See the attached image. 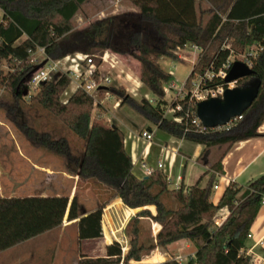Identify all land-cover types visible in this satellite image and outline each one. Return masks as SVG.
Here are the masks:
<instances>
[{
	"label": "trees",
	"instance_id": "trees-1",
	"mask_svg": "<svg viewBox=\"0 0 264 264\" xmlns=\"http://www.w3.org/2000/svg\"><path fill=\"white\" fill-rule=\"evenodd\" d=\"M127 1L137 13L109 16L75 30L72 19L86 0H0V60L12 66L7 75L0 74V90H6L13 103L7 113L10 116L19 107L24 82L34 69L29 57L37 49H43L45 57L53 61L75 54L93 55L96 65L108 50L129 54L138 64L132 68L139 82L153 101L137 103L123 89L109 91L121 100L120 105H127L157 130L202 146L198 158L202 162L219 151L203 175L209 174L206 184L199 185L202 176L189 187L172 188L158 171L142 178L132 174L131 157L119 127L107 125L100 114L92 115L94 107L103 108L94 106L81 88L62 101L71 80L68 74L57 73L40 83L32 101L82 142L80 152L72 153L62 137L53 138L24 121L13 122L30 143L63 158L71 175L98 184L109 197L85 216L74 198L69 203L66 197H0V252L60 227L66 217L69 222L75 220L83 251L95 256L80 254L76 264H142L151 252L166 251L178 241L195 247L194 256L184 264H251V257L244 253L245 241L264 197V174L246 185L230 182L215 205L211 196L216 175L222 174L223 156L234 143L257 137L264 120V0H211L206 18L198 15L195 0ZM229 40L232 43L227 49L223 46ZM185 45L202 50L185 85L210 66L217 72L231 53L256 47L255 55L248 57L253 75L237 80L236 88H245L255 78L257 95L228 131H195L185 119L188 98L180 102L182 110L176 113L182 118L180 123L164 117V88L172 78L159 60L175 59ZM222 83L214 78L212 84ZM114 199H120L132 213L140 209L124 229L128 238L125 251L116 241L106 244L102 235L103 209ZM148 206L155 208L154 215L145 209ZM222 211L227 215L217 225L216 217ZM144 222L160 226L155 237H143ZM159 264L181 263L169 259Z\"/></svg>",
	"mask_w": 264,
	"mask_h": 264
},
{
	"label": "rangeland",
	"instance_id": "rangeland-1",
	"mask_svg": "<svg viewBox=\"0 0 264 264\" xmlns=\"http://www.w3.org/2000/svg\"><path fill=\"white\" fill-rule=\"evenodd\" d=\"M109 1L110 0H86L80 11L72 19V25L75 30L84 29L90 23L109 16L123 13H133L129 11L131 7L127 0ZM1 16L2 13L0 11V19ZM255 51L256 47L252 46L246 48L242 53H238L236 57L241 60V57ZM105 53L114 57L115 60L120 63L115 70H110L107 66L102 65L101 73L111 80L112 87H114V89H123V91H125V93H127L137 103H139L142 99L152 102L153 100L142 84L139 86V89L135 91L136 95H133V93H129L125 90L133 89V80L137 78L133 68H136L138 64L132 56L129 54L116 55L113 54L111 50H108ZM133 53L135 54L136 52ZM88 56L93 57V55ZM69 57L73 58V55ZM197 57L198 54L194 51V49L191 47H185V49L177 51L175 59L161 58L159 60L160 67L166 73H171L172 78V81L165 87V89L168 90L167 93L164 92V101H166L165 111H167L173 103L179 102V90H181L182 96L189 92L191 88L189 84L190 80L196 79L199 73L193 75L188 80L184 90H182V86L190 76L193 66L197 61ZM49 61L53 60L46 58L45 55L38 50H36L29 57V63L32 67H34L33 71L43 67L46 69L48 67L47 62ZM61 63L62 64L59 65V73H65V69L69 66L70 60H64ZM11 70L12 66L7 61L0 60L1 75H7ZM124 74L130 76V78L126 77L124 79ZM123 80L126 81L125 86H123ZM28 82L29 76L24 82V87L21 91L19 107L18 109L16 108L10 116L7 113V108L13 103L10 99L9 93L4 89L0 90V122L7 126L13 136L12 140L9 138L7 142L1 141L0 153L7 152L11 155V158H6L7 156L4 157L6 159L3 161L5 168L3 170L4 176L2 181L5 186L10 189L13 188L18 194H21L24 189H31L33 192L37 189L32 183H26L27 176H30V168L23 166L24 164L22 160L18 157L19 151L28 153L23 147L26 138L17 129L13 120L18 123L24 121L28 126L35 128L39 132H47L53 138L62 137L66 139L72 153L78 154L82 147V142L78 141L73 133L65 129L64 126L48 112L36 106V104L32 101V96L37 93L38 89H33ZM256 84L257 81L255 78H252L249 81V85L251 87H255ZM70 85L67 90L71 89ZM145 95H147L148 99L145 98ZM116 98L118 97L111 93V99L109 101H105L104 104H101L103 109L94 107L92 109V115L100 114V117L107 125L117 126L119 124L118 121L123 123L130 122L136 123L138 125V127H136L137 130L140 129L144 118L138 115L127 105H123L119 112H110L112 111L111 108L114 103V99ZM65 99L66 98L63 96L61 97L62 101ZM168 118L170 117L168 116ZM30 147H32V149L33 147L36 150L38 149L37 147L35 148V146H32L31 143ZM49 155L51 154H47L46 152V159H43L42 162L51 163L53 168L56 170H65V168H67L65 162H63V158H57ZM217 155H219V151L216 153L215 157H217ZM7 173H11L14 176L8 178ZM53 182L56 183L58 180H53ZM108 197L109 194L105 192L104 188L98 186V184H95L90 180L77 178V187L74 199L81 212L88 211L98 205L99 202L106 201ZM212 199L213 193L211 201ZM107 206L103 209L101 228L104 229V233L107 234L111 242H118L122 247V251H125L128 245V238L124 235V229L129 218L135 213L130 212L124 205L114 201H110L108 208ZM148 207L149 208L145 207V209H148L154 215L155 208L153 206ZM65 221L66 219L64 218L61 226L52 231L41 234L31 240L0 252V264H76L80 254L86 255L87 257H95L90 256L83 251L82 241H78L77 239L75 225L73 224L68 227L64 224ZM109 226L111 229L108 228ZM158 226L159 225L155 223L144 222L143 237H148L150 235L155 237L158 232H156V230L160 229V226L159 228ZM182 243L183 241H178L172 245L177 247L167 248L166 251L155 250L151 252L143 259L142 264L161 263L169 259H174L181 264H184L190 253L194 251L195 247L193 244H189L188 247L179 246ZM179 256L184 257L180 259L178 258Z\"/></svg>",
	"mask_w": 264,
	"mask_h": 264
},
{
	"label": "crops",
	"instance_id": "crops-1",
	"mask_svg": "<svg viewBox=\"0 0 264 264\" xmlns=\"http://www.w3.org/2000/svg\"><path fill=\"white\" fill-rule=\"evenodd\" d=\"M112 1L113 0H110L109 2ZM210 1L211 0H195L198 15L203 16L204 18L209 15L211 9ZM130 7L131 9H129V11L137 13L135 8L132 6ZM128 78H130V76H128ZM133 81V88L135 87L136 89H139L141 83L138 82V78ZM122 82L123 86H125L126 81L123 80ZM125 90L127 91V89ZM122 107L123 105H119L116 109L111 108L112 111L110 112H119ZM118 122L119 124L117 127H119L124 136V148L131 157L132 174L138 178L144 177L142 176V171L140 169L141 164L155 170L157 163L162 162L163 173L167 176L168 182L172 188L180 185L189 187L195 184L204 175V173L209 170L210 164L216 158V153L211 152L208 159L202 162L198 159L202 151V146L192 144L183 139L172 138L169 135L157 130L155 126L150 125L144 119L141 124L142 127L138 130L136 128L138 127L136 123ZM148 127L150 129H148ZM143 129L151 130L153 136L152 142L148 147L145 146V143L142 140L136 138V132ZM257 133L258 136L255 138L234 143L223 156L221 160L222 174L216 175L215 178V183L218 188L215 191L212 190V203L214 205L217 204L226 186L230 182H234L239 185H246L248 182L264 174V120L259 126ZM9 138L11 140L13 139L10 130L5 124L0 122V147L1 141L7 142ZM32 146L35 145L32 144ZM23 147L28 153L19 151L18 157L22 160L24 164L23 166L30 168V176H27L26 183H32L37 190L33 192L31 189H24L21 194H18L13 188L10 189L5 186L2 181L4 176L3 170L5 168L3 161L6 158H11V155L7 152V154L2 152L0 153V197H66L70 203L75 197L78 177L76 175H71L68 168H65V170H56L53 168L51 163L42 162L43 159H46V151L40 149L38 146H35V148H38L37 150L34 149V147L32 149V147H30V142L27 139L25 140ZM5 156L7 157L4 158ZM49 156L54 157L55 155L51 154ZM63 162H65V160ZM11 176L14 175L7 173L8 178H11ZM208 177L209 174L201 178L199 184L201 187L206 184ZM53 180H58V182L54 183ZM112 201L122 204L120 199H114ZM97 206L98 205L86 212H81V215L95 210ZM108 207L109 204L107 208ZM127 210L132 212V210L128 208ZM226 215L227 212L222 211L218 213L216 219H224ZM65 219L66 221L64 224L68 227L75 223V220L68 222L66 217ZM108 228L111 229L110 226ZM102 235L105 243L110 244L111 240L107 234L104 233V229H102ZM189 244L192 245V243L188 241H183V243L179 246L188 247ZM172 245L168 248L177 247ZM194 253L195 249L192 253H190L188 258L193 257ZM244 253L251 257V264H264V204L260 206L250 227L248 237L245 241ZM183 257L184 256H179L178 258L181 259Z\"/></svg>",
	"mask_w": 264,
	"mask_h": 264
},
{
	"label": "built area",
	"instance_id": "built-area-1",
	"mask_svg": "<svg viewBox=\"0 0 264 264\" xmlns=\"http://www.w3.org/2000/svg\"><path fill=\"white\" fill-rule=\"evenodd\" d=\"M231 43L232 41L229 40L225 43L223 47L229 49ZM185 47H191L192 49H194L195 52H197L198 55L202 51L199 47L189 45H185L182 49L179 50H183L185 49ZM37 50L44 54L43 49ZM107 55V53H104L102 55L100 63L98 65L95 64L93 57L83 54H75L73 55V58L67 56L61 60L49 61L47 62L48 67L46 69L44 67L41 69H36L29 75L28 84H30L33 89H38L40 83L49 81L53 75L60 72L59 65L62 64L61 62H63L64 60H70L69 66L67 67V69H65V74H68L71 80L70 84H73L74 86L73 92L76 89L81 88L87 95L92 98L94 106L104 104L105 101H109L111 99V92L109 91V89L114 88L111 85V80L107 76L102 75L101 73V68L102 65H104L105 63V58ZM254 55L255 52H250L245 56L241 57L242 59L240 60L238 59V57H236L235 54L231 53L225 63H223L221 67L217 70V72H213L214 69L212 66H210V68L205 70L203 73H199L196 79L190 80L189 84L191 88L189 92L182 96L181 90L178 91V95H180L179 102L173 103L171 107H169V109L164 112V117L169 116L173 122L180 123L182 118L176 115V113L182 110L180 102L183 101L185 98H188L190 108L187 109L185 112V119L190 120V123L194 127L195 131L201 133L205 132L206 130L228 131L237 123L240 117L231 119L225 126L218 127L215 129H206L201 125V123L196 117V105L202 101H206L209 99H222L224 92L227 89L236 88L237 81H232L229 83L224 82V79L227 75L231 63L239 61L251 68V64L248 57ZM169 75L171 76V73H169ZM214 78L221 79L223 83L213 85L212 83L214 81ZM184 87L185 83L182 86V90H184ZM164 92L167 93L168 90L164 88ZM133 95L136 94L133 93ZM145 98L148 99L147 95H145ZM120 103L121 100L119 98L114 99L112 109L118 108ZM136 138L142 140L145 143V146L148 147L152 142L153 136L151 132H148L147 130L143 129L141 131L136 132ZM140 169L142 171V176L144 177L150 176L153 171H158L164 175L162 162L157 163L155 170L146 167L144 164L140 165ZM165 177L167 179V176ZM174 188H178V186H175ZM217 188L218 186L215 183L212 186V190L215 191L217 190ZM263 204L264 197H262L261 200V205ZM222 220V218H219L216 219L215 222L217 225H219Z\"/></svg>",
	"mask_w": 264,
	"mask_h": 264
},
{
	"label": "water",
	"instance_id": "water-1",
	"mask_svg": "<svg viewBox=\"0 0 264 264\" xmlns=\"http://www.w3.org/2000/svg\"><path fill=\"white\" fill-rule=\"evenodd\" d=\"M252 75L251 68L242 62L235 61L231 63L224 82L229 83ZM257 86L258 84L255 87L248 85L243 89H227L222 99H209L198 103L195 111L197 119L206 129L225 126L231 119L241 117L251 106L257 95ZM147 131L151 132V130Z\"/></svg>",
	"mask_w": 264,
	"mask_h": 264
},
{
	"label": "bare ground",
	"instance_id": "bare-ground-1",
	"mask_svg": "<svg viewBox=\"0 0 264 264\" xmlns=\"http://www.w3.org/2000/svg\"><path fill=\"white\" fill-rule=\"evenodd\" d=\"M104 65L107 66L110 70H115V69H117V67L120 65V63H119L117 60H115V58H113L112 56L107 55L106 58H105V63H104ZM126 77H128L127 74H124V79H125ZM70 86H71V89H70V90H67V91L63 94V97H64V98H67V97L73 92V90H74V86H73V84H71ZM136 90H137V89L134 87L133 89H130V90H127V91H128L129 93H134V94H136V93H135ZM139 210H140V209H137V210L135 211V213L138 212ZM157 231H158V230H157Z\"/></svg>",
	"mask_w": 264,
	"mask_h": 264
}]
</instances>
